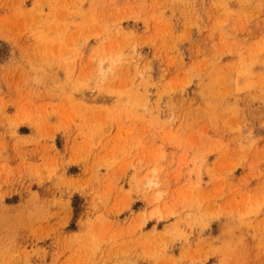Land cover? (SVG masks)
<instances>
[{
	"label": "rangeland",
	"instance_id": "obj_1",
	"mask_svg": "<svg viewBox=\"0 0 264 264\" xmlns=\"http://www.w3.org/2000/svg\"><path fill=\"white\" fill-rule=\"evenodd\" d=\"M0 264H264V0H0Z\"/></svg>",
	"mask_w": 264,
	"mask_h": 264
},
{
	"label": "bare ground",
	"instance_id": "obj_2",
	"mask_svg": "<svg viewBox=\"0 0 264 264\" xmlns=\"http://www.w3.org/2000/svg\"><path fill=\"white\" fill-rule=\"evenodd\" d=\"M101 68H103V67L101 66ZM101 71H102V69H101Z\"/></svg>",
	"mask_w": 264,
	"mask_h": 264
}]
</instances>
